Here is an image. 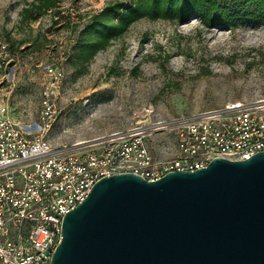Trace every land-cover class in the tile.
<instances>
[{
    "label": "rangeland",
    "instance_id": "374dc122",
    "mask_svg": "<svg viewBox=\"0 0 264 264\" xmlns=\"http://www.w3.org/2000/svg\"><path fill=\"white\" fill-rule=\"evenodd\" d=\"M134 1L56 0L39 12L38 0H0V108L35 130L46 70L58 67L57 114L45 137L54 148L76 149L147 122L264 99V24L142 19L89 62L78 61L90 18Z\"/></svg>",
    "mask_w": 264,
    "mask_h": 264
},
{
    "label": "built area",
    "instance_id": "2783aa9c",
    "mask_svg": "<svg viewBox=\"0 0 264 264\" xmlns=\"http://www.w3.org/2000/svg\"><path fill=\"white\" fill-rule=\"evenodd\" d=\"M46 75L35 130L0 108V264H50L64 215L102 178L133 173L154 181L215 158L241 161L264 152V99L147 122L82 148H54L45 134L57 114L62 72L50 65Z\"/></svg>",
    "mask_w": 264,
    "mask_h": 264
},
{
    "label": "water",
    "instance_id": "95a60500",
    "mask_svg": "<svg viewBox=\"0 0 264 264\" xmlns=\"http://www.w3.org/2000/svg\"><path fill=\"white\" fill-rule=\"evenodd\" d=\"M61 232L50 264H264V152L102 178Z\"/></svg>",
    "mask_w": 264,
    "mask_h": 264
},
{
    "label": "trees",
    "instance_id": "16d2710c",
    "mask_svg": "<svg viewBox=\"0 0 264 264\" xmlns=\"http://www.w3.org/2000/svg\"><path fill=\"white\" fill-rule=\"evenodd\" d=\"M41 12L55 6L56 0H38ZM195 18L208 28L230 27L240 23L264 24V0H135L107 5L93 15L86 26L88 38L77 51V60L89 62L110 41L118 39L129 26L142 19L184 23Z\"/></svg>",
    "mask_w": 264,
    "mask_h": 264
}]
</instances>
